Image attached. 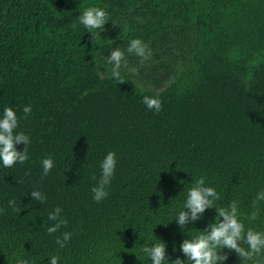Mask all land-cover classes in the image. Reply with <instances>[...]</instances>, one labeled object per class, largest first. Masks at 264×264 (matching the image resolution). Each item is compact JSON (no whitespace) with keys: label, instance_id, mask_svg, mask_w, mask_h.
Masks as SVG:
<instances>
[{"label":"trees","instance_id":"trees-1","mask_svg":"<svg viewBox=\"0 0 264 264\" xmlns=\"http://www.w3.org/2000/svg\"><path fill=\"white\" fill-rule=\"evenodd\" d=\"M89 7L108 18L94 38L79 23ZM133 39L151 52L143 63L126 51ZM115 48L127 61L122 82L99 72ZM6 107L30 144L24 164L0 162V264H152L141 249L158 240L169 264L184 260L182 241L216 217L206 209L184 231L173 219L199 177L220 195L215 207L236 200L245 229L264 232V201L247 219L264 192V0H0V118ZM109 152L116 168L97 203ZM46 158L54 166L44 176ZM57 207L67 224L49 235ZM220 254L241 264L234 251Z\"/></svg>","mask_w":264,"mask_h":264},{"label":"clouds","instance_id":"clouds-1","mask_svg":"<svg viewBox=\"0 0 264 264\" xmlns=\"http://www.w3.org/2000/svg\"><path fill=\"white\" fill-rule=\"evenodd\" d=\"M79 23L82 24L91 33L93 30H104V26L108 23L107 13L105 10L98 7H89L83 11L79 17ZM94 38V36L92 35ZM127 53L133 54L140 58L141 63L151 57V52L148 46L140 39H133L127 47ZM125 53L119 48H115L108 55L109 64L113 65L111 76L118 82L120 80L119 69L121 62L127 66V61L124 59ZM143 103L147 109L159 112L162 108V103L159 99L144 96ZM25 118L31 113V106H26L23 109ZM18 127V118L12 108L6 107L3 111V116L0 118V162L5 168H11L16 163L24 164L28 159L27 146L30 144L29 136L23 132L15 133L14 130ZM23 144V151L17 150V145ZM54 164L52 159L46 158L42 161L44 176H47ZM101 174L97 185L92 188L93 199L99 203L108 195L106 186L111 182L116 168V156L114 152H109L100 164ZM95 179V176H93ZM32 200L44 203L46 197L38 190L31 191ZM220 199V195L213 187L205 185V178L199 177L191 182V187L187 190L186 200L183 205V210L173 218L184 231L189 223H195L203 218L206 209L215 208L216 217L214 223H209L204 230H197L195 236L184 239L180 244V251L186 259L181 260L179 257L172 260L170 264H217L220 261L223 264L228 259L227 255L220 254L222 250L228 249L234 251L241 260V264H247L252 261L253 264H258L257 257L264 254V232L254 231L251 228L245 229V225L239 219L238 203L236 200L230 201L225 207H215V201ZM264 201V192H259L253 200V211L248 215L247 219L255 221L259 218L260 212L258 204ZM9 207L13 211L19 212L16 208L15 199L8 201ZM3 211V209H0ZM62 209L57 207L54 212L49 213L48 219L55 221L52 226L47 228L49 235L56 233L62 226L67 224V220L59 216ZM221 218H223L221 220ZM172 219V220H173ZM171 220V221H172ZM63 239L56 238L55 243L61 248L65 247L66 242L71 238V233H62ZM158 240V239H157ZM151 246L142 247L141 251L146 259H150L152 264H169V259L166 254L165 242L158 240ZM246 246V247H245ZM176 250L175 248L173 249ZM59 257L52 256L49 259V264H58ZM17 264H28L27 260H18Z\"/></svg>","mask_w":264,"mask_h":264},{"label":"rangeland","instance_id":"rangeland-1","mask_svg":"<svg viewBox=\"0 0 264 264\" xmlns=\"http://www.w3.org/2000/svg\"><path fill=\"white\" fill-rule=\"evenodd\" d=\"M98 67H99V72L101 75H103L106 71L112 70L113 65L112 64H106V62L104 61V59H101L98 62ZM124 67L123 63L121 62V67Z\"/></svg>","mask_w":264,"mask_h":264}]
</instances>
